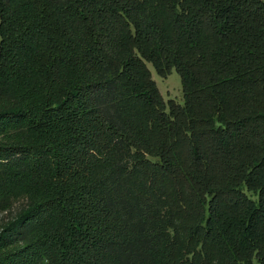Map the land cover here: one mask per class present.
<instances>
[{
    "label": "trees",
    "instance_id": "16d2710c",
    "mask_svg": "<svg viewBox=\"0 0 264 264\" xmlns=\"http://www.w3.org/2000/svg\"><path fill=\"white\" fill-rule=\"evenodd\" d=\"M18 198L0 264H264V0H0Z\"/></svg>",
    "mask_w": 264,
    "mask_h": 264
},
{
    "label": "rangeland",
    "instance_id": "374dc122",
    "mask_svg": "<svg viewBox=\"0 0 264 264\" xmlns=\"http://www.w3.org/2000/svg\"><path fill=\"white\" fill-rule=\"evenodd\" d=\"M148 67L150 68L153 79L156 81L165 101L174 100L176 103L184 105L185 97L183 84L178 71L173 68L167 76L163 77L157 73L156 69L151 63H148ZM246 193L251 198L256 199V195L251 191H247ZM25 202L26 201L23 198L14 200L12 209L0 214V225L3 221L13 217L18 212V210L25 205Z\"/></svg>",
    "mask_w": 264,
    "mask_h": 264
}]
</instances>
